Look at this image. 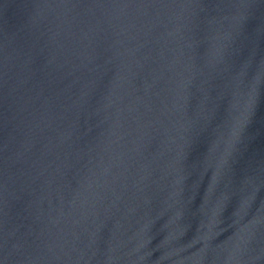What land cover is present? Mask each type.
<instances>
[{
	"label": "water",
	"instance_id": "95a60500",
	"mask_svg": "<svg viewBox=\"0 0 264 264\" xmlns=\"http://www.w3.org/2000/svg\"><path fill=\"white\" fill-rule=\"evenodd\" d=\"M0 264H264V0H0Z\"/></svg>",
	"mask_w": 264,
	"mask_h": 264
}]
</instances>
